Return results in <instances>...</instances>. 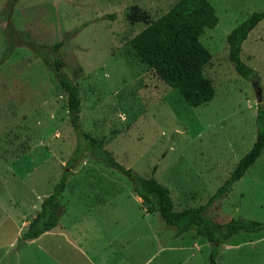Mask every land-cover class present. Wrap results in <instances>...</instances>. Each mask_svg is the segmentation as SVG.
<instances>
[{
	"label": "rangeland",
	"instance_id": "374dc122",
	"mask_svg": "<svg viewBox=\"0 0 264 264\" xmlns=\"http://www.w3.org/2000/svg\"><path fill=\"white\" fill-rule=\"evenodd\" d=\"M176 1L0 0V264H82L70 256L79 255L75 242L89 229L83 228V216L93 220V229L104 226L116 234L113 247L132 264H209L210 243L198 248L203 238L194 232L174 237V228L156 211H144L129 178L85 149L59 198L58 226L34 243L20 241L78 147L65 93L36 50L23 44L22 34L39 45L63 41L62 70L80 89L79 128L104 138L114 159L140 177H149L156 165L154 175L169 189L175 210L205 204L251 148L257 108L264 110V19L240 52L258 84L235 70L226 37L263 10L264 0H208L218 23L200 41L211 53L203 73L215 94L198 107L161 81L130 44ZM207 215L220 223L264 221V150L210 203ZM59 232L69 233L66 242L74 245ZM216 262L264 264V232L234 234Z\"/></svg>",
	"mask_w": 264,
	"mask_h": 264
},
{
	"label": "trees",
	"instance_id": "16d2710c",
	"mask_svg": "<svg viewBox=\"0 0 264 264\" xmlns=\"http://www.w3.org/2000/svg\"><path fill=\"white\" fill-rule=\"evenodd\" d=\"M263 19L264 9L254 11L236 25L226 37L228 57L235 70L255 84H258L256 71L242 61L240 52L242 43L250 31ZM217 23L216 10L208 0H177L167 12L149 22L134 35L130 44L141 62L161 81L177 89L189 106L198 107L212 100L215 94L211 79L203 73L204 66L211 60V53L200 41V36L206 28H213ZM20 37L23 39V44L36 50V56L41 58L57 79L65 93L70 122L78 138V147L65 164L66 168L62 171L53 192L42 200L39 211L22 231L21 242L36 239L58 226L62 209L59 198L66 186L70 169L84 149L95 159L129 178L132 191L141 198L146 212L156 211L164 223L174 228V237L194 232L197 237H202L204 241L210 243L209 264H217L216 258L220 247L234 234L264 232V221L236 218L220 223L207 215L210 203L223 196L264 150V110L260 105L256 115V138L230 176L205 204L175 210L169 189L154 175L156 165L152 167L149 177H140L132 169L124 167L114 159L104 148V138L93 137L79 128L80 89L77 83L68 78L62 70L64 62L58 56V50L62 47L63 41L46 46L26 41L23 34ZM16 38L14 37V40Z\"/></svg>",
	"mask_w": 264,
	"mask_h": 264
},
{
	"label": "crops",
	"instance_id": "0c3cea01",
	"mask_svg": "<svg viewBox=\"0 0 264 264\" xmlns=\"http://www.w3.org/2000/svg\"><path fill=\"white\" fill-rule=\"evenodd\" d=\"M139 199H141L140 197H138ZM144 211L145 208L143 206ZM82 221L84 222L83 224V228L85 226V228H89L86 229V232H84L83 236H80V239L77 240V242H75V246H77L78 249V254L77 256H70V258L72 260H81L82 264H117V255H119V260H120V264H132L131 259L128 258V256L126 255H122L123 252L125 251H120L117 250L115 247H113L116 243L115 239H116V234H112L106 231L105 227L103 226V229H99L97 230V228L93 229L92 227H90V225H88L89 223H92L93 220L91 218H85L84 216L82 217ZM53 230V229H52ZM51 230V231H52ZM51 231H48L46 233H49ZM43 233L42 235L46 234ZM61 233V235H59L60 237H62V239L64 240V242L67 245H74L72 242H66V239L69 238V233H63V232H59ZM71 234V233H70ZM42 235H40L38 238L27 241L28 243H34V241L38 240ZM72 235V234H71ZM183 236V235H181ZM179 236V237H181ZM74 237V235H73ZM197 247L201 248L203 246H207L208 242H204L201 241L199 242V240H197ZM196 241V242H197ZM31 245V244H30ZM120 248V247H119ZM109 250V251H107ZM120 250H123L120 248ZM115 254V255H114ZM53 255H50L47 258L50 259H54Z\"/></svg>",
	"mask_w": 264,
	"mask_h": 264
},
{
	"label": "water",
	"instance_id": "95a60500",
	"mask_svg": "<svg viewBox=\"0 0 264 264\" xmlns=\"http://www.w3.org/2000/svg\"><path fill=\"white\" fill-rule=\"evenodd\" d=\"M261 90L258 88V91H257V102H261Z\"/></svg>",
	"mask_w": 264,
	"mask_h": 264
}]
</instances>
